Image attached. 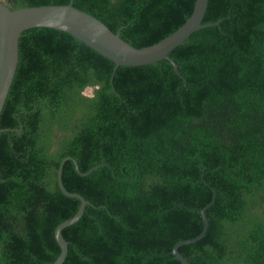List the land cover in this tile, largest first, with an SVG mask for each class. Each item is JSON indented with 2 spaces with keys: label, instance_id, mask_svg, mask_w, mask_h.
Returning <instances> with one entry per match:
<instances>
[{
  "label": "trees",
  "instance_id": "1",
  "mask_svg": "<svg viewBox=\"0 0 264 264\" xmlns=\"http://www.w3.org/2000/svg\"><path fill=\"white\" fill-rule=\"evenodd\" d=\"M73 8L134 48L178 29L195 0H0ZM166 61L118 67L67 33L25 30L0 113V264H264V0H208ZM86 89L91 90L88 96Z\"/></svg>",
  "mask_w": 264,
  "mask_h": 264
},
{
  "label": "water",
  "instance_id": "2",
  "mask_svg": "<svg viewBox=\"0 0 264 264\" xmlns=\"http://www.w3.org/2000/svg\"><path fill=\"white\" fill-rule=\"evenodd\" d=\"M207 4L208 0H195L190 16L178 29L151 46L137 49L121 40L119 37L120 29L113 33L95 17L73 8L71 2L62 6L24 7L16 10H11L0 2V113L17 68L18 41L25 30L47 28L74 37L114 64L110 83H112L115 70L120 66L137 67L162 60L168 62L174 73L180 77L176 63L168 55L192 33L219 25L220 21L202 24ZM66 161H70L74 165L75 171L81 176H87L101 167V165L96 166L86 173H80L74 159L66 157L60 161L56 176L57 185L65 196L79 200L80 205L73 217L60 223L54 230V238L60 252L52 264H62L67 254L68 243L62 236V230L77 222L88 204L82 196L77 193H70L63 187L61 175L63 164ZM214 198L213 193L211 201L200 210L203 223L201 232L197 236L179 241L173 246L171 254L180 264H187V262L178 249L181 246L199 241L206 233L208 221L205 211L212 205Z\"/></svg>",
  "mask_w": 264,
  "mask_h": 264
},
{
  "label": "rangeland",
  "instance_id": "3",
  "mask_svg": "<svg viewBox=\"0 0 264 264\" xmlns=\"http://www.w3.org/2000/svg\"><path fill=\"white\" fill-rule=\"evenodd\" d=\"M84 94H86V95H90L91 94V90L90 89H86L85 91H84Z\"/></svg>",
  "mask_w": 264,
  "mask_h": 264
}]
</instances>
